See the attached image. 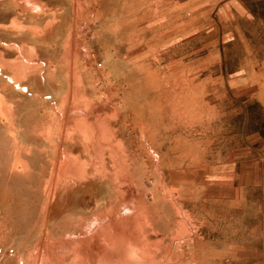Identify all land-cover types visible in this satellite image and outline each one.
<instances>
[{
	"label": "rangeland",
	"instance_id": "1",
	"mask_svg": "<svg viewBox=\"0 0 264 264\" xmlns=\"http://www.w3.org/2000/svg\"><path fill=\"white\" fill-rule=\"evenodd\" d=\"M223 1L0 0V264H264V108L197 69L234 30ZM245 1L260 21L235 26L264 45L261 4ZM43 34L49 64L31 58ZM44 71L73 85L71 136L116 154H27L10 104ZM94 100L117 102L113 128Z\"/></svg>",
	"mask_w": 264,
	"mask_h": 264
},
{
	"label": "crops",
	"instance_id": "2",
	"mask_svg": "<svg viewBox=\"0 0 264 264\" xmlns=\"http://www.w3.org/2000/svg\"><path fill=\"white\" fill-rule=\"evenodd\" d=\"M261 4L264 11V0H256ZM218 12L222 13L223 20L228 24L233 22L234 30L229 34L228 40L222 42V49L220 55L216 58L214 64H210L207 60L198 61L197 69L201 72L206 69H217L218 75L221 78L217 79V84L222 86L221 90L227 92L239 91H252L255 93L256 100L264 108V45L261 34H257V38H252L246 35L243 31L238 30L237 19L248 20L254 24L259 23L260 18L254 14L255 10L250 1L245 0H224L218 7ZM34 27V28H33ZM32 30L39 28L33 26ZM250 33V32H248ZM30 47L35 50L38 57L32 56V59H37L50 63L49 53L52 51V43H50V36L48 34L32 35ZM238 36V41L235 38ZM229 45H240V54H234L233 66L229 69L226 61L227 47ZM185 75L189 77L193 73L192 63L185 62L184 64ZM41 74V76H40ZM40 74L30 73L26 76L24 86L30 95L25 96L24 101L12 102L10 107L16 108L18 118H21L24 123L23 133L25 140V149L30 156H78V157H98V156H111L116 152L108 151L105 145L101 142H95L92 145L86 146L82 139L71 136L70 130L75 126L79 119L76 115L78 112L75 110V100L65 98V92L71 93L73 85L65 84L59 81L52 82L49 79V73L44 71ZM38 76V77H37ZM109 88V85L107 86ZM47 97H51L48 99ZM92 107L101 110L104 114L105 120L103 123L114 127V120L120 117L117 115L116 119L113 118L112 109L118 104L116 101H90ZM11 103V102H9ZM141 126H138V133L140 131V145L141 150L144 149V102L141 101ZM99 107V108H98ZM174 113V112H173ZM163 111L159 115H162ZM176 113L171 114L175 116ZM163 116V115H162ZM174 120V119H173ZM174 122V121H173ZM118 122H116L117 124ZM157 124V122L155 123ZM156 131V127L153 130ZM74 134V133H73ZM97 140V138H96ZM125 149H128L125 147ZM29 166V164H28ZM30 171H38L43 169L28 167Z\"/></svg>",
	"mask_w": 264,
	"mask_h": 264
}]
</instances>
